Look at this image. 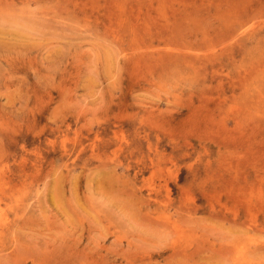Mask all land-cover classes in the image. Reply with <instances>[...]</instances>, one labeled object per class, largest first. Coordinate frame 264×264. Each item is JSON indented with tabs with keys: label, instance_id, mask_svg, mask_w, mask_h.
<instances>
[{
	"label": "rangeland",
	"instance_id": "obj_1",
	"mask_svg": "<svg viewBox=\"0 0 264 264\" xmlns=\"http://www.w3.org/2000/svg\"><path fill=\"white\" fill-rule=\"evenodd\" d=\"M0 264H264V0H0Z\"/></svg>",
	"mask_w": 264,
	"mask_h": 264
}]
</instances>
